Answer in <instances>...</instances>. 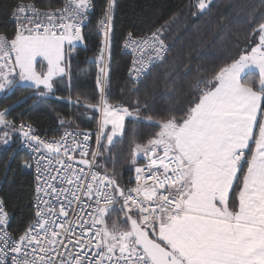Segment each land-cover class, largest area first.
Returning a JSON list of instances; mask_svg holds the SVG:
<instances>
[{
  "label": "snow or ice",
  "instance_id": "snow-or-ice-1",
  "mask_svg": "<svg viewBox=\"0 0 264 264\" xmlns=\"http://www.w3.org/2000/svg\"><path fill=\"white\" fill-rule=\"evenodd\" d=\"M211 4L195 0L194 7L206 14ZM115 7L116 0H107L98 21V100L73 101L100 113L92 150L90 133L65 130L58 140H47L31 124L17 127L7 117L28 99H59L55 90L60 81H71L72 51L85 39L93 0H63L56 8L17 0L11 12L15 31L0 32V92L33 90L0 109L2 142H9V131L20 132L35 153L34 164L23 165L35 172V213L22 232L10 231L0 199V264H264V15L245 18L250 46L201 75L186 105L164 85L165 110L153 114L139 99L131 110L109 102ZM164 31L161 26L143 38L127 34L124 47L134 54L129 75L137 92L151 68L165 60ZM42 62L45 71L38 70ZM126 117L158 129L142 143L138 130H131L128 163L135 166L136 186L128 189L97 163L114 138L124 136ZM138 159L144 166H136ZM116 206L122 220L114 216Z\"/></svg>",
  "mask_w": 264,
  "mask_h": 264
},
{
  "label": "trees",
  "instance_id": "trees-1",
  "mask_svg": "<svg viewBox=\"0 0 264 264\" xmlns=\"http://www.w3.org/2000/svg\"><path fill=\"white\" fill-rule=\"evenodd\" d=\"M20 2L28 3L29 0ZM36 2L39 7L47 5L52 8L63 4V0ZM16 3L17 0H0V32L10 35L15 31L11 12ZM93 3L95 8L83 31L85 39L72 51L71 81H60L55 90L59 99L34 97L16 107L7 117L16 126L19 123L31 124L40 133L52 138L60 136L66 129H98L100 113L73 103L77 98L82 102L96 103L99 96L95 58L99 54L102 37L97 31L107 0H93ZM194 4L195 0H116L106 83L110 103L124 105L131 110L134 101L139 99L142 104L152 106L153 114L161 113L166 105L164 85H168V90L175 93L180 105H186L194 92L192 85L201 75L211 74L212 69L227 65L250 46L245 37L251 25L243 22L245 18L249 14L257 18L264 15V0H212L211 10L206 14H201ZM225 24L227 28L223 27ZM161 26H165L163 39L169 48L168 54L164 62L137 86V92L126 75L129 58L122 54V44L129 32L134 36H143ZM254 40L255 37L252 38ZM256 86L259 87L258 81ZM32 93V89L23 86H17L11 92H2L0 109L11 107L19 100L32 96ZM60 119L69 120L71 124L61 125ZM110 129L108 127L105 134ZM132 129L138 130L136 140L141 143L147 139V133L158 131L126 117L124 136L114 138V145L97 159V163L103 164L109 174L115 172L117 182L125 189L134 185L135 166L128 163ZM5 130L0 127V195L10 214V231L15 234L22 232L34 219L32 201L35 182L33 176L23 170V164L28 160L26 154L17 150L21 133L9 131V142L4 144ZM116 140L120 142L116 143ZM143 163L138 159L136 166ZM113 211L115 218L123 219L119 206ZM108 219L111 222L112 216Z\"/></svg>",
  "mask_w": 264,
  "mask_h": 264
},
{
  "label": "built area",
  "instance_id": "built-area-1",
  "mask_svg": "<svg viewBox=\"0 0 264 264\" xmlns=\"http://www.w3.org/2000/svg\"><path fill=\"white\" fill-rule=\"evenodd\" d=\"M89 20H90V18H89ZM89 20L86 22V24H85V26H84V28H83V31H84L85 28L88 26V24H89ZM12 23L14 24V27H15V23H14L13 20H12ZM97 32H98V34L101 36L100 31H99V27H98V31H97ZM147 35H149V34H147ZM147 35H143V36H134V37H136V38H143V37H145V36H147ZM101 37H102V36H101ZM125 39H126V38H125ZM124 41H125V40H124ZM166 45H167V44H166ZM168 51H169V48H168ZM121 52H122L123 55H125V56H127V57L129 58V65H128V68H127V71H126V75H127V78L129 79V81L132 82V80L130 79L129 70H130V68H131V66H132V60H133V58H134V54H133L131 48H125V47H124V42H123V44H122ZM167 54H168V52H167ZM167 54H166V56H167ZM165 58H166V57H165ZM160 64H161V63H160ZM160 64H157V65L153 66V67L151 68V71H152L155 67H157L158 65H160ZM20 124H21V123H19V124L17 125V127H19ZM33 128H34V127H33ZM34 129L36 130L35 133H34L35 135H39L42 139H47V140H52V139H57V140H58V139L61 137V135H63V133H64V131H65V130H64L60 136L52 138V137H48V136L45 135V134L40 133L36 128H34ZM66 130H68V131H74V130H76V129H66ZM78 130H79L80 132H87V133H90V134H91V138H90V140H89V146H90V150L94 149V148H95V142H96V135H97L99 129H97V130H95V131L86 130V129H78ZM17 150H18L19 152H22V153L26 154V156H27V158H28V160L26 161V163H28V164H34V161H35V153H33L32 149H31V148H30V147L24 142V137H23L22 133H21V138H20V140H19V142H18ZM76 159L79 160V156H78V155H77ZM142 161H143V160H142ZM143 162H144V163H143L142 165H140V166H144L145 161H143ZM23 165H24V164H23ZM77 166L79 167L80 165H77ZM23 170H24V172L31 174V175L33 176V179H34V182H35V172H34V169H25V168L23 167ZM149 182H150V181H149ZM135 186H136V174H135V171H134V185H133L132 188H134ZM0 199H2L1 195H0ZM32 208H33V211H34V213H35L34 199H33V201H32Z\"/></svg>",
  "mask_w": 264,
  "mask_h": 264
},
{
  "label": "rangeland",
  "instance_id": "rangeland-1",
  "mask_svg": "<svg viewBox=\"0 0 264 264\" xmlns=\"http://www.w3.org/2000/svg\"><path fill=\"white\" fill-rule=\"evenodd\" d=\"M81 43H78L77 45H80ZM46 62H42L41 64H38V70L39 71H45L46 70ZM2 92H0V94H1ZM99 120H100V118H99ZM108 127H110L111 128V125H109Z\"/></svg>",
  "mask_w": 264,
  "mask_h": 264
}]
</instances>
